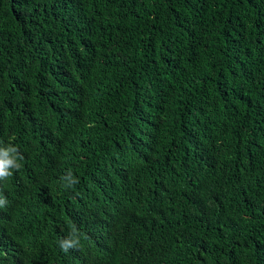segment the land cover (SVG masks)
I'll return each mask as SVG.
<instances>
[{
  "label": "trees",
  "instance_id": "1",
  "mask_svg": "<svg viewBox=\"0 0 264 264\" xmlns=\"http://www.w3.org/2000/svg\"><path fill=\"white\" fill-rule=\"evenodd\" d=\"M10 141L0 264H264V0H0Z\"/></svg>",
  "mask_w": 264,
  "mask_h": 264
},
{
  "label": "clouds",
  "instance_id": "2",
  "mask_svg": "<svg viewBox=\"0 0 264 264\" xmlns=\"http://www.w3.org/2000/svg\"><path fill=\"white\" fill-rule=\"evenodd\" d=\"M23 155L11 141L8 144L0 142V181H5L10 178L14 171H19ZM64 182L63 187L71 189L79 180L75 178L71 172L66 173L61 177ZM8 204L7 198L0 195V208L6 207ZM80 244V235L75 226L72 232L66 237L59 240V248L67 253L70 249L78 248Z\"/></svg>",
  "mask_w": 264,
  "mask_h": 264
}]
</instances>
